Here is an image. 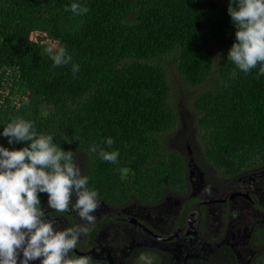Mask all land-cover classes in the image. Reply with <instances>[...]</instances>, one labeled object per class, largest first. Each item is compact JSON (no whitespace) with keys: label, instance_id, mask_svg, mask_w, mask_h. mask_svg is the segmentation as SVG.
<instances>
[{"label":"trees","instance_id":"trees-1","mask_svg":"<svg viewBox=\"0 0 264 264\" xmlns=\"http://www.w3.org/2000/svg\"><path fill=\"white\" fill-rule=\"evenodd\" d=\"M74 2L89 11H66ZM230 3L238 6V0H0V145L28 146L9 144L3 129L14 119L32 121L38 134L53 135L74 153L98 199L149 201L184 184V159L165 142L179 121L174 74L191 90L189 111L209 157L228 169L257 165L264 160V75L259 64L244 73L228 60L237 31ZM59 47L80 66L75 76L72 63L54 67L45 51ZM101 149L118 150L117 162L103 160Z\"/></svg>","mask_w":264,"mask_h":264},{"label":"flooded vegetation","instance_id":"flooded-vegetation-1","mask_svg":"<svg viewBox=\"0 0 264 264\" xmlns=\"http://www.w3.org/2000/svg\"><path fill=\"white\" fill-rule=\"evenodd\" d=\"M195 131L175 148L184 159L183 186L149 201L99 199L95 222L70 255L96 264H264V160L228 169ZM38 196L57 229L86 223L75 211L52 210L47 193Z\"/></svg>","mask_w":264,"mask_h":264},{"label":"clouds","instance_id":"clouds-1","mask_svg":"<svg viewBox=\"0 0 264 264\" xmlns=\"http://www.w3.org/2000/svg\"><path fill=\"white\" fill-rule=\"evenodd\" d=\"M66 11L84 15L89 9L72 3ZM237 27L236 42L228 52V60L248 73L259 64L264 75V0H238L228 8ZM53 66L72 63L65 47L55 52L45 49ZM80 66L72 63L75 76ZM236 75L235 71L232 73ZM9 144L30 142L28 146L9 150L0 146V264H92L90 256H71L81 235L95 222L94 213L100 206L98 192L88 187L72 151L63 150L51 134H38L32 121L14 119L3 129ZM106 143L112 145L109 138ZM91 151H96L93 145ZM100 157L116 163L119 151L99 152ZM38 193L48 194V205L56 213L75 211L85 224L57 229L56 219L46 215ZM73 194L77 197L72 200Z\"/></svg>","mask_w":264,"mask_h":264},{"label":"rangeland","instance_id":"rangeland-1","mask_svg":"<svg viewBox=\"0 0 264 264\" xmlns=\"http://www.w3.org/2000/svg\"><path fill=\"white\" fill-rule=\"evenodd\" d=\"M209 49L211 52L216 53L214 45L210 46ZM169 80L175 104L177 106V111L179 112V121L175 131L165 137V142L167 147L177 148L179 143H184V141L189 139L191 136L190 131L195 127V120L194 117L192 118L188 104L190 97L189 93L191 90L186 85H183L182 81L174 74L169 75ZM185 93L188 95L187 97L183 96ZM177 132L179 133L177 134Z\"/></svg>","mask_w":264,"mask_h":264}]
</instances>
